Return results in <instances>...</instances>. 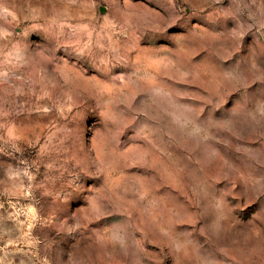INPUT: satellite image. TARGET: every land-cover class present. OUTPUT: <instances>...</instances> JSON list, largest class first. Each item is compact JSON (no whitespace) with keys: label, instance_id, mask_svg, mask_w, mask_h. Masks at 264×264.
<instances>
[{"label":"rangeland","instance_id":"rangeland-1","mask_svg":"<svg viewBox=\"0 0 264 264\" xmlns=\"http://www.w3.org/2000/svg\"><path fill=\"white\" fill-rule=\"evenodd\" d=\"M0 264H264V0H0Z\"/></svg>","mask_w":264,"mask_h":264}]
</instances>
